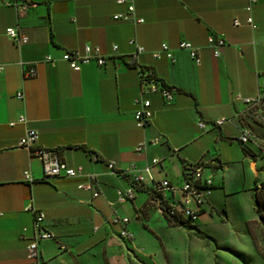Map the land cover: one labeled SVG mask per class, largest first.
<instances>
[{
  "label": "crops",
  "instance_id": "0c3cea01",
  "mask_svg": "<svg viewBox=\"0 0 264 264\" xmlns=\"http://www.w3.org/2000/svg\"><path fill=\"white\" fill-rule=\"evenodd\" d=\"M27 1V9L19 11L0 0V264L28 263L25 248L34 235L35 211L43 213V224L54 235L39 242L42 264H127L139 243L137 233L150 226L152 215L166 222L158 200L146 190L118 200L117 190L129 186L132 166L151 188L152 180L182 181L183 160H203L213 179L201 213L207 216L218 212L216 194L225 189L220 185L227 183L226 173L239 164L243 175L252 172L253 200L252 189L264 183L258 179L264 123L244 115L242 98L264 89V0H256L250 12L247 0H137L134 16L144 20L139 24L114 19L127 13L126 4L115 0ZM249 15L253 26L246 23ZM8 27L28 41L16 44L5 33ZM209 36L225 42L218 56ZM180 41L197 48L198 64L178 48ZM162 43L171 48L173 61L164 54L153 57ZM85 45L98 47L106 63L92 60L71 69L62 55L82 52ZM137 45L144 50L130 65ZM27 65L35 67L34 77L23 76ZM138 66L151 68L175 88L170 103L143 92L152 118L142 128L133 119L141 88ZM221 118L230 120L213 125ZM244 122L255 138L241 145ZM29 130L38 134L36 147L55 151L68 168L81 167L83 173L43 179L42 161L19 145ZM154 137L158 144L135 151L140 141ZM154 157L159 164L145 171ZM88 174L95 175L96 197L78 187L90 181ZM114 215L128 217L131 241L109 221Z\"/></svg>",
  "mask_w": 264,
  "mask_h": 264
},
{
  "label": "built area",
  "instance_id": "2783aa9c",
  "mask_svg": "<svg viewBox=\"0 0 264 264\" xmlns=\"http://www.w3.org/2000/svg\"><path fill=\"white\" fill-rule=\"evenodd\" d=\"M115 1L117 4H126L127 13H116L113 15L114 19L129 21L134 24H139L144 21L143 18L134 16L135 2L137 0ZM247 1L248 4L246 5L245 10L250 12L252 5L256 2V0ZM6 3L8 5L14 6L19 11H24L28 7L27 0H6ZM246 23L253 26V20L250 15L246 18ZM233 24L239 25V20L237 18L233 19ZM5 33L18 45L28 41L27 36L19 34L18 31L13 27L6 28ZM207 42L209 45L214 47L213 53L215 56L219 55V48L225 43L222 38H214L212 36L208 37ZM178 48L186 50L190 58L194 60L195 63H199L200 58L198 55V50L192 43L188 41H180L178 43ZM115 49L116 46H113V50ZM143 50V47L137 45L136 54H133L129 60L130 65H136V55ZM162 54H164L170 60H174L171 48L167 43H162L160 48L152 53L153 57L155 58H160ZM46 59L48 61H52L50 57H47ZM61 59L66 61L69 67L73 70H79L81 64L88 63L92 60H94L99 66H102L107 60L106 57L100 53V49L98 47H91L89 45H85L82 52L79 50L66 51L62 55ZM145 68L148 70L144 73H140V68L138 66L141 88L140 94L133 100V104L135 106L133 119L135 125L139 128L146 126L152 118L151 102L148 98L143 96V92L158 93L166 103H170L173 99V89H175L169 87L168 85H160L155 80L154 71L149 67ZM35 75V67L33 65H27L25 67L23 76L26 78H31ZM17 97L21 99L23 94L19 92L17 93ZM242 101L245 106L244 115L250 119L264 123V89H260L254 96L243 97ZM244 115L239 117H242V120H244ZM229 120L230 119L227 118H221L216 119L212 123L213 125L220 126ZM19 121H25L24 117H20ZM198 125L201 128H204L206 122L200 121ZM253 138H255V134L251 127L246 122L242 123L238 141L242 144H245ZM37 139V132L35 130H29L19 139V145L28 149L32 156L42 161L44 174L43 179L57 176L75 177L83 173L81 167L68 168L59 160L55 151L47 148L36 147L35 145L37 143ZM159 142V137L140 141L135 146V151L140 153L145 150L148 145H156ZM261 151L264 158V147H261ZM159 162L160 159L158 157L152 158L151 164L145 167V171L148 172L151 165H157ZM188 163L189 165H187L186 169L182 171L181 184H172L168 179H163L161 181L152 180L151 188L156 194L161 195V199L170 209V213L178 215L190 222L197 220L201 213L205 210V206L208 204V199L211 195L213 179L211 175L205 173L206 163L203 160L200 159ZM107 167L111 172H114V163L112 161L107 163ZM129 171H132L129 186L123 191L117 190L119 201L132 200L135 196V193L137 192L135 185L144 183V177L142 174L139 172L133 173V171H135L134 166H132V170ZM88 176L90 177V181L87 183H81L78 185V187L83 190L92 191V195L96 197L99 195L100 191L94 186V182L96 181L95 175L88 174ZM157 200L159 202V198ZM43 218L44 215L42 212L35 211V217L33 221L34 235L27 243L25 248V256L28 260L27 264H42L40 250L38 247L39 242L42 240L54 239V235L45 228L43 224ZM109 221L112 224L120 225L119 235L122 238L126 240L133 239V233L126 228V225L129 222L128 217H119L114 215L109 218Z\"/></svg>",
  "mask_w": 264,
  "mask_h": 264
},
{
  "label": "rangeland",
  "instance_id": "374dc122",
  "mask_svg": "<svg viewBox=\"0 0 264 264\" xmlns=\"http://www.w3.org/2000/svg\"><path fill=\"white\" fill-rule=\"evenodd\" d=\"M239 167L226 173L213 215L201 214L186 226H170L152 215L150 226L137 233L139 243L127 264H264V221L250 198L252 172L243 175ZM261 170L258 179L264 180Z\"/></svg>",
  "mask_w": 264,
  "mask_h": 264
},
{
  "label": "trees",
  "instance_id": "16d2710c",
  "mask_svg": "<svg viewBox=\"0 0 264 264\" xmlns=\"http://www.w3.org/2000/svg\"><path fill=\"white\" fill-rule=\"evenodd\" d=\"M140 68V73H144L145 71H147L148 69L142 66H139ZM155 77V80L162 86H167L160 78ZM239 142V141H238ZM240 143V142H239ZM241 145H243L242 143H240ZM187 165H189V163L187 161H182V171H184L187 167ZM135 188L137 191H142V190H146L148 191L151 196L153 198L158 199L159 198V206L160 209L162 211V214L167 222L168 225L170 226H186L189 224V221H187L186 219L172 214L170 213V209L168 208V206L165 204V202L161 199V195L160 194H156L152 188H146L143 184H136ZM253 192V200L254 203L256 205V211L259 213V217L264 221V213L262 211H264V183L261 184L260 187H254L252 189Z\"/></svg>",
  "mask_w": 264,
  "mask_h": 264
}]
</instances>
